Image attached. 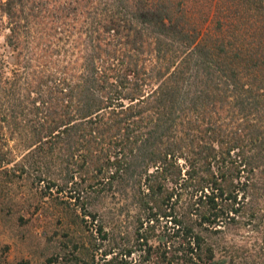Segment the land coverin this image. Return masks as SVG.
Instances as JSON below:
<instances>
[{"label": "rangeland", "instance_id": "1", "mask_svg": "<svg viewBox=\"0 0 264 264\" xmlns=\"http://www.w3.org/2000/svg\"><path fill=\"white\" fill-rule=\"evenodd\" d=\"M256 1L264 4V0ZM4 2L0 0L1 116L5 115L7 119L10 117L20 125L28 118L40 120L45 115L44 108L36 114L29 113V99L37 98L38 105L45 107L44 101L55 98L58 88L66 92L76 84L86 88L93 83L89 79L90 76L94 78L91 74L93 67L108 74L106 89L111 97H117L115 108L126 106L137 111L155 100L150 96L153 90H159L162 86L173 88L178 91L175 93L178 102L172 112L168 113L167 100L161 102L165 104L162 110L157 109L160 119L164 116L166 122L173 119L176 123L167 131L168 137L163 141H171L174 148L177 146L186 153L191 136L205 133L198 144L212 147L213 151H210L213 157L208 163L211 174L219 178L221 170H226L228 165L238 170V175L232 177L231 181L236 185L233 195L237 204H233V207L239 208L237 212L223 211L217 224L214 220L215 229H219L209 230L213 226L207 222L201 225L202 228L198 227L195 223L198 215L186 205L192 188H186L183 192L175 191L180 196H174L173 200L177 202L172 204L171 209L164 203L158 205L160 200L157 196H162V192L158 194L153 191L157 195H154L156 202H150L152 192L149 193L147 185L156 165L146 167L147 171L140 175L137 182V167L132 155H126L128 163L112 175L113 165H108L109 168L99 175L97 182L85 189L84 197L79 194V198H73L70 196L75 188L72 184L81 182L83 178L85 180L82 185L86 188V176L93 173L88 171L86 175L83 172L88 163L78 167L70 159L66 162L67 157L54 149L51 162L45 167L41 163L44 158L40 161L33 153L23 160L22 165L27 168V172H22L19 174L21 177L10 182L4 195L8 200L5 207H0V264H81V260L85 261L92 252L93 259L99 260L104 250H108L106 253L110 251L106 257H111L118 256L121 250L128 247L131 248L130 253L125 257L121 255L127 259L128 264H158L154 255L146 261L143 250L147 246L154 248L157 242L164 241L170 245L167 249L169 252L165 253L167 256L176 253L172 254L173 249L181 248L182 239L180 234L174 235L176 226L170 220L171 216L163 215L173 209V212L186 211V221L192 222L194 231H199L203 241L211 248L212 256L206 260V264H264V95H260L253 117V121L263 125L262 133L254 144L246 141L242 149L250 167L248 163L243 167L238 162L237 154L240 155L241 151L231 150L224 155L218 152L216 141L208 138L210 130L206 127L209 124L208 127L213 130L217 125L223 127L219 134L230 138L234 127L227 125L232 117L230 110L212 108L217 107L218 102L206 99L208 109L202 115V121L198 122L199 126L191 130L188 127L193 112L186 107L200 95L198 88L194 87L198 84L203 86V72L207 71V77L216 78L221 73L217 68L218 62L230 60V52L227 55L220 52V45L229 51L243 50L245 46L249 50H264V37L261 39L255 28L256 22L264 17V5L255 8L252 0H22L21 7L14 5L10 11H6ZM163 3L168 5L171 14L183 15L178 17L177 27L168 30L165 25L160 28L154 24L155 30L150 31V23L136 18V11H152L155 7L160 8ZM99 7L104 10L102 13L117 10L118 14L120 11L127 17H118L110 22L101 13L102 20L98 25L93 19L99 18L95 13ZM129 11L133 16H129ZM116 22L124 24L126 28L128 24L133 26L129 36L136 31L134 43L125 44L126 39L122 36L119 38L111 27ZM91 27L92 31L89 30ZM176 30L187 33L193 40L175 36ZM120 33L128 32L122 28ZM203 48L205 52L202 53ZM107 50L114 53L113 59H107ZM97 52L100 56H94ZM104 59L107 61L100 66V60ZM126 64L130 69H137V75L125 70ZM114 72L116 76L117 73L119 76L127 74L126 79L135 84L134 88L126 90L114 86L115 81L111 76ZM40 73H43L41 80ZM99 73L95 76L98 77ZM46 75L50 76L49 81H45ZM60 77L66 80L64 84L58 82ZM238 77V83L244 87H254L257 82H261V75L256 70H241ZM98 80L94 82H103ZM36 81L41 82L37 85ZM109 83L113 86H108ZM226 87L227 95L222 101L227 104L236 95L230 85ZM27 89L30 90L29 94ZM116 90L121 93L116 94ZM127 92L129 95L132 92L136 94L131 98ZM192 92L196 95L192 96ZM95 93L98 95L97 90ZM208 94L210 97L209 90ZM159 106L161 108V105L156 104V108ZM217 114L219 119L214 121L211 117L215 118ZM16 135L18 131L13 130L14 137L7 138L6 147L13 149L12 160L4 164L8 168L14 162L22 161V154L28 150L15 148L18 142ZM195 142L191 144L193 149L196 148ZM109 149V154L104 150L106 159L115 150L111 146ZM55 154L56 158L53 157ZM97 154L91 152L90 156L95 159ZM175 162L183 175L188 166L187 161L178 157ZM217 166L223 169L219 170ZM44 169L50 171V179L55 184L48 185L45 180L35 181V177L43 176L39 173ZM170 170L174 171L172 168ZM69 172L71 178L66 185H62L64 175ZM26 176L33 180L32 183ZM56 185L62 187L61 191ZM161 186L169 189L173 184L164 179ZM215 201L220 203L219 198ZM149 205L153 206V218L150 219L146 217L147 209L144 208ZM89 233L93 236L92 240L87 238ZM141 234L145 236L142 239L139 238ZM142 241H145L144 245L137 248V243ZM92 243L98 244L97 250L92 249Z\"/></svg>", "mask_w": 264, "mask_h": 264}, {"label": "trees", "instance_id": "2", "mask_svg": "<svg viewBox=\"0 0 264 264\" xmlns=\"http://www.w3.org/2000/svg\"><path fill=\"white\" fill-rule=\"evenodd\" d=\"M4 1V9L6 11H10L11 6L14 5L21 7L22 3V0ZM252 1L254 3L253 7L255 8H262L264 5H261V3L256 0ZM97 10L99 12H97ZM102 10L103 9H101V7H99V9L96 8L95 10L96 15L98 14L97 17L99 18L93 19V22L98 25L101 23V17L103 15L104 17H108L109 19L107 20L110 22L118 17H127L122 15L120 11V14H118L117 10L107 13L106 11L102 13ZM128 14L129 16H133L130 11ZM135 16L141 22L150 23L152 27H150V31L151 29L153 31L155 30L156 27L154 24H158L160 28L165 25V28L170 30L173 26L177 27L176 22H178V17H183L182 14H171L168 10V5L164 3L161 4L160 8L155 7L152 11H148L146 9L140 10L139 12L136 11ZM255 25V28L258 29L260 38L262 39L264 37V17L258 20ZM124 26V24L121 25L117 22L114 25L111 24L114 32L120 36L119 38L121 39L122 36L126 39L124 41L125 44L134 43L136 31L133 35L129 36L131 30H133V26L130 24H128V28ZM94 27L96 28V26ZM122 28L128 33H120ZM89 30L92 31L93 28L91 27ZM174 33L175 36H178L179 38L184 37V39L187 38L188 41L193 40V38L187 33H181L177 30ZM131 39L132 41H130ZM220 46L222 47L223 45ZM221 47L218 48L220 52L225 53L226 55L227 52H230V60L228 62L224 60L218 62L217 68L221 71V73L220 75H217L216 78H210L209 75L207 77V71L203 72L204 76L201 81L203 82V86L198 84L194 87L198 88L197 90L200 95L196 96L195 100L186 106L193 112V117L189 121L190 126L188 128L194 130L197 126H199L198 122L202 121V115L205 113V110L208 109L206 107V99L218 102L219 105L217 107L212 106V108L215 107L216 109L224 111L226 108L228 111L230 110L232 117L227 125H233L234 127L229 138L230 141H228L229 139L223 137L222 133L219 134V132L224 129L223 127L217 125V128L213 130L208 127L210 125L209 124L206 127L207 130H210L208 138L212 141H216L219 148L218 152L224 155H227L231 150L241 151L240 155L237 154L239 156L238 162L241 166L243 165V167L246 163H248L250 167L251 165L245 159L246 154L243 153L244 150L242 149L246 146L247 142L254 144L255 140H257L261 135V130L263 129V125L256 123L255 120L253 121V117L257 111L259 97L261 94L264 95V50H249V47L245 46L243 47V50L234 49L235 51H229V49L224 50ZM203 52H205L204 48L202 50V53ZM94 56H100V53L97 52ZM106 56L107 59H113L114 53L112 51L108 52L107 50ZM100 61L102 63H100V66H102L107 60L104 59ZM124 68L125 70L131 71L132 75H137L138 73L137 69H130V66L127 64ZM167 68L168 67H164V69ZM241 70L244 72L249 70L259 71L261 75V82H257L256 84L253 83L255 84L254 87H244L237 81L239 80L238 73ZM99 72H101L99 68L93 67L91 69V74L94 78L90 76L89 79L93 83L88 84L86 88L80 87V84H76L74 88L68 90L67 92L63 91V88H58V94L55 98L44 101V103L46 102L45 107L38 105L39 103L36 102L37 98H28L30 102L29 113L36 114L44 108L45 115H43L40 120L28 118L24 124L20 125L17 124V122L15 123L10 117L7 119L5 115L1 116L0 113V207H5L8 200V197L6 198V196H4L5 192L8 191V186L15 180L16 177H21L19 174L27 172V168L22 165L23 160L25 161V159L33 153L37 155L40 161L44 158L41 163L45 167L49 164V162H51L52 155L55 152L54 149L61 155L63 154L67 157L66 162L70 159V162L78 167H81L85 162L88 163L87 168H85L83 172H85L86 175L88 174V171H92L93 173L86 176L88 180L86 188L82 185V182L85 180L83 178L80 179L81 182L79 181L77 184H72L75 186L73 194L70 195L73 198L78 197L79 194L84 197V193L86 191L85 189H88L97 182L99 175L104 170L109 168L108 165H113L112 168L114 171L111 173L112 175L113 173H116L122 165L128 163L126 162V155H132L135 166L137 167V182L140 180V175L145 174L147 171L146 167L156 165L154 174L152 176L150 175V181L147 185L149 193L152 192V196H150L149 199L150 202H156L154 199V195L156 194H153V191L158 194L162 192V196L156 195L160 200L158 205L164 203L165 206H169L171 209L173 208L172 204L177 202V200H173L174 196H180L176 195L178 192L175 193V191L179 190L183 192L184 189L190 187L192 189L188 194L189 197L186 205L189 210L192 209L198 215V221H195L196 226L200 227L202 224L207 222L209 225L213 226V229L209 230L219 229H215L213 225L215 222L214 220H216L217 224V221L221 217V214H223V211L237 212V209L239 208L233 207V204H237V202L234 201L235 196L233 195L236 185H234L231 181L232 177L238 175V170H236L237 168L235 169L233 166L229 167V165L226 166L227 169L221 170L219 178H216V176L214 177L213 174H211L208 163L211 157H213V154L210 151L212 150V147L206 144H198V141L203 139L205 136V133L203 132H201L197 137L191 136V139L186 147L188 150L186 153L182 152L177 146L174 148L171 141H163L165 137H168L167 131H169L173 125H176V123H174L175 121L173 119L168 120L170 122H166L164 116L160 119L157 114V109L162 110L165 104H162L161 102H165V100H167V108L169 109L168 113L169 111L172 112V109H174L175 104L178 102V99L175 96V93L178 91L173 88L169 89L162 86L159 90H153V93L150 95L154 97L155 100L152 101V103H146L145 106L141 109L138 108L137 111H134L132 108L126 106L115 108L114 102L117 97H111L109 91L106 89L108 74L106 75V73ZM97 73H99L98 77L95 76ZM40 74L39 80L43 79V73ZM111 76H113L112 78L115 81L114 86H119L126 90L134 88L135 84L126 79L127 74L119 76L117 73L116 76L114 72ZM45 78V81H49L51 79L49 75H46ZM98 79H101L103 82H94L99 81ZM65 81L66 80H63L61 77L58 80V82L61 83ZM40 82L41 81H36V84L38 85ZM227 85L232 87L236 97L233 100L231 99V102L226 104L222 101V99H224L227 95ZM108 86L113 85L109 83ZM96 90L98 95L95 93ZM208 90L211 92L210 97L208 96ZM29 92L30 90L27 89V94H29ZM120 93V90H116V94ZM187 93L188 91L186 94ZM135 94L136 93L132 92L130 93V96L129 92H127V95L131 98ZM190 94H192V96L196 95V93L193 92ZM36 103L37 105H35ZM156 104L161 105V108L160 106L156 108ZM147 109H149V112ZM143 113L144 116L142 115ZM35 117L40 118V116H34V118ZM184 118L189 119L186 116H184ZM211 118L214 121H216L215 119H219L218 114L215 118ZM212 119H208L207 121L212 122ZM177 124L181 125L179 121H177ZM3 127H5V129H3ZM184 128H186V126H184ZM13 130L18 131V135L15 136L18 140L17 145H14L15 148L19 147L22 150H28L26 153L22 154V161L14 162L13 165L8 168L5 167L4 164L12 160L11 152H13V149L6 147V145L7 138L14 137ZM194 141H196L195 149L191 147V144H193ZM104 144L107 146H103ZM224 144L228 145H225V148H223ZM110 146L115 150L112 152L113 154L110 155V158L106 159L105 151L109 154V152H111L109 149ZM178 146L181 147L182 145ZM91 152L98 153L95 159L91 158ZM53 157L56 158V154ZM74 157L75 159H73ZM178 157H182L188 163L183 175L180 174V169L175 164V160H177ZM222 158L220 160L221 165ZM103 160H105V162ZM170 168L174 171H171ZM217 168L219 170L220 168L223 169L221 166H217ZM15 171L18 172L16 173ZM39 174H43V176L35 177L36 182L45 180V183H48V185L55 184L52 179H50L51 173L49 170L44 169L40 171ZM26 177L30 178L29 176ZM70 178L71 172L65 174L62 185H66ZM164 179H168L172 182L173 186L169 189H164L161 186V181ZM32 181L33 180L31 179L29 182L32 183ZM246 183L247 182L243 183L244 186ZM56 186L59 191H61L62 187L58 185ZM240 188L243 187L241 186ZM197 192L198 195H196ZM74 193H76V195H74ZM218 198L219 201L223 199L221 200L222 202L220 201L219 203L215 201ZM144 208L147 209L146 217L148 219L153 218V213H151L153 206L149 205ZM80 209H82V207ZM246 209L249 210V208ZM173 210L167 214L163 213V215L171 216L170 220L176 226L174 235L180 234L182 239L180 244L181 248L173 249L172 254L176 253L173 256H167L166 254L169 252L167 249L170 248V245H168L165 241L157 242L156 247L154 248H151L150 246L144 248L143 258L148 261L151 255H154L157 258L158 264H206V260H209L212 256L211 248L203 241L199 231H194L192 222L189 223L186 221V211L180 213V211L173 212ZM229 219H232V217ZM97 230L99 232L100 229L98 228ZM142 237L145 236L141 234L139 238L142 239ZM87 238H93L92 234L89 233ZM144 242H138L137 248L144 245ZM91 247L92 249L97 250L98 244L92 243ZM107 251L108 250L103 251L101 254L102 257H100L99 260L93 259L92 252V254H89L86 257L85 261L81 260V264H128L127 259H124V257L130 253V247L121 250V253L118 256L106 257V255L110 253V251L106 253ZM121 255H124V257H121ZM140 264H143V262Z\"/></svg>", "mask_w": 264, "mask_h": 264}]
</instances>
